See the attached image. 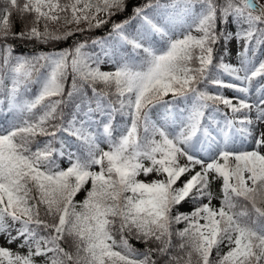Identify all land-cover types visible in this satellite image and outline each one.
Returning a JSON list of instances; mask_svg holds the SVG:
<instances>
[{"label":"snow or ice","instance_id":"1","mask_svg":"<svg viewBox=\"0 0 264 264\" xmlns=\"http://www.w3.org/2000/svg\"><path fill=\"white\" fill-rule=\"evenodd\" d=\"M126 8L0 0V237L18 242L0 264H264V0H144L112 20Z\"/></svg>","mask_w":264,"mask_h":264},{"label":"trees","instance_id":"2","mask_svg":"<svg viewBox=\"0 0 264 264\" xmlns=\"http://www.w3.org/2000/svg\"><path fill=\"white\" fill-rule=\"evenodd\" d=\"M144 3V0H127V8L124 12L117 14L116 16L112 17V20L116 21V22H120L123 21L125 19H127L129 16L132 15V9L133 6L135 5H139ZM16 21V27L14 29V31L19 32L21 30V25H20V21L18 18H15ZM137 22V21H132L131 24H129L130 26L133 27V24ZM42 30V29H41ZM111 30V21H109L108 24L103 25L100 28H95L93 29L91 32H77L75 33V35H73L72 37H69L66 41H62L59 42L57 44L53 45H45V44H36L35 42H31V41H11L12 43L15 44V53L17 55H33L39 52H51V51H56V50H60V49H66V48H70L74 45L75 42L77 41H85L88 40V42L90 43L91 39H100L104 36H106L108 34V32ZM69 84L71 82V77L69 76V80H68ZM99 87V86H98ZM36 88L35 86H33V91H35ZM67 91V89H66ZM88 95L91 96V90L88 91ZM116 121L119 122L120 121V117L117 116ZM66 138V137H65ZM38 140H43L45 139L44 137H38ZM86 187H90V185L86 186ZM85 197V192L82 190L80 193L77 194V196L75 197L76 201H82ZM176 228L182 229L184 227L183 224H179L175 226ZM119 237H117L118 239ZM130 243L140 249L141 251H143L145 245L142 243H137L136 240L132 239L130 240ZM227 249H224V251H226ZM213 255H215V253H213Z\"/></svg>","mask_w":264,"mask_h":264},{"label":"rangeland","instance_id":"3","mask_svg":"<svg viewBox=\"0 0 264 264\" xmlns=\"http://www.w3.org/2000/svg\"><path fill=\"white\" fill-rule=\"evenodd\" d=\"M138 22L135 23L134 27H131L130 25L127 26V29L129 32L133 31V29L137 26ZM50 27H55L54 25H50ZM74 27V26H73ZM80 27H85V25L81 24ZM107 36V35H106ZM106 36L102 37V38H105ZM101 39V38H100ZM241 46H242V42L241 44H238L234 39L230 42V44L228 45L229 49H230V52H231V55L228 56V57H225V61L226 62H229V63H232V64H236V59H235V56H236V53L238 50L241 49ZM98 50V49H97ZM257 56L259 59H264V47H261L257 53ZM101 70L102 71H110L112 70L111 67L107 64L105 65H102L101 66ZM225 80H227L228 78L227 77H224ZM264 82V77H261V78H258L256 80V84H259V83H262ZM209 91L210 92H215L216 89L213 88V87H210L209 88ZM223 94L227 97H232L234 95L233 92L225 89L223 90ZM165 99H171V95H169L168 97H166ZM220 108L223 109V105H220ZM225 111H227L226 109H224ZM156 109H153V113H155ZM230 114V113H229ZM66 140L69 142V144H72L73 143V138L71 137H68L66 138ZM101 147L104 148L106 150L107 148V145L106 144H101ZM61 164V167H67V164L64 162V161H61L60 162ZM197 170H199V168H197ZM161 177H158L155 173H151L149 174L147 177H145L143 174H141L138 179L142 180V181H152L154 179H160ZM182 180L184 179H187V177H182L181 178ZM220 186H221V181L217 180L215 181L213 184H212V191L214 192L215 195H219L220 192ZM207 202V201H205ZM212 204L215 205L216 207H219V200L218 199H213L212 201ZM179 210L181 212H190L192 210V205L190 203H184L182 204L180 207H179ZM18 243V242H17ZM17 243H13V244H6L3 237H0V245H3L5 247H8L10 248L11 250L13 251H17ZM19 251H21L22 253H24L26 250L24 249H19Z\"/></svg>","mask_w":264,"mask_h":264}]
</instances>
